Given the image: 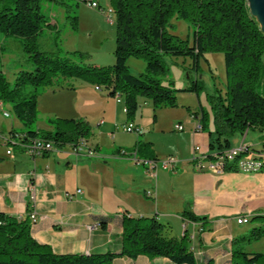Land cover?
<instances>
[{
    "label": "trees",
    "instance_id": "obj_1",
    "mask_svg": "<svg viewBox=\"0 0 264 264\" xmlns=\"http://www.w3.org/2000/svg\"><path fill=\"white\" fill-rule=\"evenodd\" d=\"M42 1L0 0V50L1 39L21 38L33 63L31 71L18 73L12 86L0 71V103L9 104L13 115L23 124L26 129L21 135L23 141L43 138L58 147L75 146L82 140L87 143L90 127L80 118H49L47 122L53 130H36L39 88L49 85L72 88L74 79L89 81L98 89L106 88L110 96L115 97L116 93L123 96L129 119L136 113L138 96L151 99L154 107L175 105L176 89L170 87L171 82L164 83L161 79L167 75L163 56L190 58L192 67L197 68L199 58L210 52L223 54L225 86L216 87V94L208 95L215 125L214 131L207 132L209 151L231 148L230 139L236 133L264 131V96L259 92L264 77V33L250 14L247 0H110L116 25L114 63L102 67L83 66L70 58L37 51L34 43L37 35L56 26L41 12ZM172 17L190 23L193 29L190 43L169 32ZM76 25L77 18L73 17L72 28ZM129 57L144 59L146 72L132 74L127 66ZM202 87V82L195 80L180 90L197 92ZM193 116L198 118L201 130H206V113L195 111ZM144 149V146L136 148L135 152ZM248 152L249 146L245 145L233 160L222 159L219 163H223V171H239L242 154ZM253 157L257 163H251L264 171V149ZM207 159H213L211 152ZM181 215L193 222L206 221V217L191 211L190 204ZM251 220L257 221L256 226L232 243L230 264H264V252L246 250V244L264 238V214ZM100 224L105 226L106 220ZM122 225L119 253L56 254L49 245L32 237L29 216L20 219L0 211V264H112L116 256L139 255L166 257L174 264H199L185 229L178 239L168 236L166 225L154 217L124 218ZM203 264L214 263L209 259Z\"/></svg>",
    "mask_w": 264,
    "mask_h": 264
},
{
    "label": "crops",
    "instance_id": "obj_2",
    "mask_svg": "<svg viewBox=\"0 0 264 264\" xmlns=\"http://www.w3.org/2000/svg\"><path fill=\"white\" fill-rule=\"evenodd\" d=\"M57 88L64 87H52ZM72 88H75L74 84ZM106 95L110 97L108 93ZM4 111L8 114L5 115ZM88 116L38 111L35 126L38 131H51L53 127L47 122L49 118H80L88 123L89 133L92 134L93 126ZM129 121L132 120L113 126L109 133L113 135L111 145L85 139L89 146L96 148L94 157L85 156L84 151L75 152L71 144L55 146L53 151L32 157L19 145L6 141L9 137L19 141L18 136L26 129L2 105L0 211L20 219L35 213L36 220H30L32 237L49 245L56 254L119 253L123 219L154 217L166 225V233L170 237L181 238L185 229L199 264L209 259L214 264H230L232 243L246 234V229H241L246 223L239 224L236 218L246 216L249 223L252 217L264 214V171L240 169L217 174L209 168L195 169L183 159L177 163L175 170H160L158 164L155 177L145 165L127 154H121L122 150L133 152L144 146L143 151L136 152L139 158L154 157L159 160L165 156L158 153L154 139L134 121L141 127V133H133V144L121 139L118 132L129 133L123 130V125ZM105 123L101 119L97 126ZM190 140L191 147L188 146L180 158L189 156L195 144L200 147L201 154L210 153L205 130L196 129ZM173 146L168 148V155L180 154V148ZM148 191L150 195L146 194ZM67 193L71 198H67ZM186 204L191 205V211L196 216L206 217V221L193 222L182 217ZM102 220H106L105 226L100 224ZM112 264L174 263L166 257L139 255L116 256Z\"/></svg>",
    "mask_w": 264,
    "mask_h": 264
},
{
    "label": "rangeland",
    "instance_id": "obj_3",
    "mask_svg": "<svg viewBox=\"0 0 264 264\" xmlns=\"http://www.w3.org/2000/svg\"><path fill=\"white\" fill-rule=\"evenodd\" d=\"M93 1L98 4V7H91L88 0H43L40 4V10L47 21L55 23L56 26L50 29L45 28L37 35L34 42L37 51L70 58L83 66L102 67L112 65L114 63L113 52L116 35L115 14L113 11L111 18L108 17L107 11L112 8L110 0ZM73 17L77 18L75 29L72 28ZM168 29L170 33L179 38L187 39L189 43L192 41L193 29L186 20L172 17ZM1 44L0 71L12 86L18 73L31 71L33 63L29 59V53L24 49L23 39L6 37L1 39ZM163 61L167 67V75L161 79L164 83L171 82L170 87L176 89L174 92L175 105L154 107L151 99L138 96L136 113L133 118L128 119L124 110L123 96L118 101L116 97H107L108 90L103 86L101 89H97L89 81L74 79L75 88L52 89V87L56 88L54 85L45 87L44 91L39 88L37 109L40 112L57 111L60 115L77 113L89 115V123L93 126V130L92 134L89 133L87 139L105 146L111 145L113 142V135H109L113 126L115 124L121 126L126 120L132 119V121L143 127L145 134H149L154 139L158 153L165 154V156L160 157V164L169 156L176 157L178 162L183 159L190 162L193 158L192 149L194 146H198L197 144L192 147L189 156H185L186 158L180 157L185 154L186 149L191 147L190 139L196 131L198 118L193 116V112L198 111L200 114L201 111H204L206 113V132L215 129L214 111L208 95L216 94V87L224 89L225 65L223 54L221 52H210L201 56L197 68L192 67L190 58L163 56ZM127 66L134 75L146 72L145 60L141 58L129 57ZM195 80H200L203 84V87L197 92L180 90L189 87ZM261 84L259 92L264 96V77ZM5 108L12 113L9 104H5ZM101 119H104L106 123L97 126ZM177 124L182 125L184 130L177 131L174 129ZM118 134L128 144H133L135 141L133 133H124L119 130ZM230 142L231 148H238L240 144L249 146V152L242 154L240 169L247 172L257 171L258 166L252 169L247 168V163H257L253 156L257 154V151L264 149V131L251 129L244 134L236 133L231 137ZM173 145L180 148V154L168 155V148L174 147ZM209 152L211 154L217 153V150ZM201 155L200 153V158ZM216 163H218V160H216ZM190 164L193 166V163L190 162ZM160 167V170L164 169L161 165ZM164 170L170 171V169ZM214 172L219 174V169H214ZM183 191L186 190L183 188ZM188 195L191 194L188 193ZM170 224L174 226L172 223ZM254 226V220H251L241 229H246V234H248ZM246 250L264 252V238L246 244Z\"/></svg>",
    "mask_w": 264,
    "mask_h": 264
},
{
    "label": "built area",
    "instance_id": "obj_4",
    "mask_svg": "<svg viewBox=\"0 0 264 264\" xmlns=\"http://www.w3.org/2000/svg\"><path fill=\"white\" fill-rule=\"evenodd\" d=\"M89 4L91 7H98V4L93 1V0H88ZM113 12L112 8H109L107 11L108 17L111 18V14ZM98 89V87H96ZM115 97L117 98V100H120V94L116 93ZM2 108V106L0 105V109ZM5 114V112H4ZM7 115V114H5ZM175 129L178 131H182L183 127L180 124H177L175 126ZM197 130H201V125L198 122L197 126H196ZM123 130L129 133H134V134H139L141 133V127L135 125L132 121L127 122L126 124L123 125ZM19 137V141H14L12 139V137L6 138V141H8L9 143L12 144H17L19 145L27 154H29L32 157L35 156H40L43 155L45 153H48L50 151H53L55 148V145L52 141H42V138H35V139H31L28 141H23L22 140V136H18ZM244 144H240V146L238 148L233 147V148H229L226 150H223L221 152H217V153H212V157L213 159H211V161H200V147L199 146H194L192 149V156L193 158L190 160L191 163H193V166L197 167L196 169L198 170H203L206 168H210V165H219V172L221 173L223 172V163H216V156H224V162L225 161H229L228 160V153L229 151H232L234 149H243L244 148ZM74 151L79 153L81 151H84V155L88 156V157H94L97 154V151L95 149H93L92 147H90L87 143H85L83 140L78 142L74 147H73ZM10 151L8 150L7 153H9ZM121 154L124 155H129L130 157H133V159L138 162L143 164V159H140L136 156V152H127L125 153L124 150L121 151ZM160 160H155V159H150V166H146L147 171L150 172L153 176L156 177V168L159 165H161L164 169H170V170H175V167L178 163V160L176 157L174 156H169L166 159H164L161 164L159 163ZM209 162V164H208ZM207 163V164H206ZM206 164V165H205ZM255 166H259L258 164H252V163H247V168L248 167H255ZM78 192H80V190H78ZM147 195H150V192H146ZM67 198H71V195L69 193L66 194ZM29 218L31 220V222H34L36 220V215L35 213L31 212L29 214ZM236 222L239 224L242 223H247V217L246 216H238L236 218Z\"/></svg>",
    "mask_w": 264,
    "mask_h": 264
},
{
    "label": "water",
    "instance_id": "obj_5",
    "mask_svg": "<svg viewBox=\"0 0 264 264\" xmlns=\"http://www.w3.org/2000/svg\"><path fill=\"white\" fill-rule=\"evenodd\" d=\"M247 2L250 14L256 19L264 33V0H247Z\"/></svg>",
    "mask_w": 264,
    "mask_h": 264
},
{
    "label": "bare ground",
    "instance_id": "obj_6",
    "mask_svg": "<svg viewBox=\"0 0 264 264\" xmlns=\"http://www.w3.org/2000/svg\"><path fill=\"white\" fill-rule=\"evenodd\" d=\"M0 105L2 106L3 104L0 103ZM5 114H8V112L4 111ZM42 141H49V140H46V139H43L42 138ZM241 151V149H234L232 151H229L228 153V160H233V158L237 155V153ZM216 160H218V163L220 161H222V159H224V156H216ZM209 158V157H208ZM207 159V155H205L204 153L201 155V158H200V161H205ZM220 159V161H219ZM208 160V159H207ZM210 160V159H209ZM208 160V161H209ZM143 165L145 166H150V159H143ZM216 169V165H210V168L209 169ZM253 167H251L252 169ZM247 222H248V218H247Z\"/></svg>",
    "mask_w": 264,
    "mask_h": 264
}]
</instances>
